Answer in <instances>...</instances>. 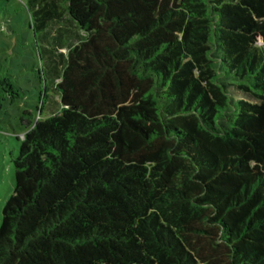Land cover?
<instances>
[{
    "label": "trees",
    "instance_id": "trees-1",
    "mask_svg": "<svg viewBox=\"0 0 264 264\" xmlns=\"http://www.w3.org/2000/svg\"><path fill=\"white\" fill-rule=\"evenodd\" d=\"M27 8L35 32L83 35L55 43L0 264H264V0Z\"/></svg>",
    "mask_w": 264,
    "mask_h": 264
},
{
    "label": "rangeland",
    "instance_id": "rangeland-1",
    "mask_svg": "<svg viewBox=\"0 0 264 264\" xmlns=\"http://www.w3.org/2000/svg\"><path fill=\"white\" fill-rule=\"evenodd\" d=\"M27 2L0 0V224L3 206L13 192V160L27 121L46 117L48 105L57 103L52 88L55 65L50 59L58 56L55 43L68 48L77 35H83L68 22L64 24L70 30L35 32Z\"/></svg>",
    "mask_w": 264,
    "mask_h": 264
}]
</instances>
